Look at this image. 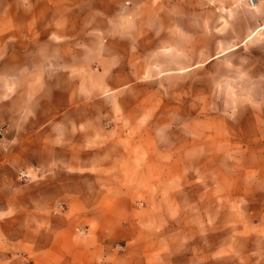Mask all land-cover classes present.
<instances>
[{"label":"rangeland","instance_id":"rangeland-1","mask_svg":"<svg viewBox=\"0 0 264 264\" xmlns=\"http://www.w3.org/2000/svg\"><path fill=\"white\" fill-rule=\"evenodd\" d=\"M114 2L0 0V183L24 224L70 225L1 238L0 264H264V29L228 46L222 0H196L187 53L154 0Z\"/></svg>","mask_w":264,"mask_h":264},{"label":"crops","instance_id":"crops-1","mask_svg":"<svg viewBox=\"0 0 264 264\" xmlns=\"http://www.w3.org/2000/svg\"><path fill=\"white\" fill-rule=\"evenodd\" d=\"M201 1V10L205 12L210 8L211 0H197ZM84 6L82 7V12L84 14L90 13L91 15L98 16L100 14V4L101 6H106V8H114V0H84ZM101 2V3H100ZM131 6L129 10L131 11L134 7H146L152 5L150 0H129ZM223 5L221 7V12L224 14L225 23L222 26V29L229 31L231 36L234 38L232 42L228 43V46H238L242 42L246 41L250 35L264 29V0H255L252 5H243L240 0H222ZM155 13L158 17L164 18L171 15V22L166 23L164 27H160L159 30H166L169 32V37L173 42L175 38H178L176 31H186V41L187 44L183 47V51L189 52V46L194 48L195 46V24H194V14L196 0H154L153 4ZM186 8L187 13V23H183L180 27L178 22H176L175 12L178 8ZM31 8H28L27 12H22L21 20L13 26V36H18L28 30H30L29 18L31 16ZM104 12V11H103ZM109 11H107L108 13ZM24 15H27L24 17ZM20 20V19H19ZM163 22V21H162ZM161 22V23H162ZM163 25V23H162ZM185 25V26H184ZM190 40V44H189ZM178 49V46L175 47ZM5 97L0 98V107H5L11 115V118L14 117V112L12 110L14 101H4ZM5 103V104H4ZM5 164L7 169H13L14 160L12 156H9V153L2 149L0 151V170H4ZM16 189L8 184L0 183V239H18V238H32L39 237L41 234H47V236L57 237L61 232H68L70 230L69 222L63 225L61 228L57 224H54L51 218H60L56 215L48 217L46 214H51V209L49 205L46 206L39 204L38 208H41V211L45 214L39 216L36 213L40 211H31L33 214V219L29 220L25 224L23 223L21 213H24L17 209L19 203L21 202L17 199ZM43 206V207H41ZM41 218L43 219L41 221ZM3 244V245H2ZM0 244V248L12 247L9 242ZM11 249V248H10ZM30 251H34L31 247ZM50 253V252H49ZM54 254L53 251L50 253ZM156 264H162V260H156Z\"/></svg>","mask_w":264,"mask_h":264},{"label":"built area","instance_id":"built-area-1","mask_svg":"<svg viewBox=\"0 0 264 264\" xmlns=\"http://www.w3.org/2000/svg\"><path fill=\"white\" fill-rule=\"evenodd\" d=\"M250 2H253L254 0H249ZM0 131H1V129H0ZM26 174H22V177L24 178V176H25Z\"/></svg>","mask_w":264,"mask_h":264}]
</instances>
